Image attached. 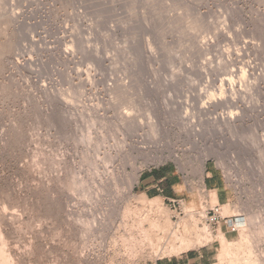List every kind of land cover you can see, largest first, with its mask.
Listing matches in <instances>:
<instances>
[{
    "label": "rangeland",
    "instance_id": "374dc122",
    "mask_svg": "<svg viewBox=\"0 0 264 264\" xmlns=\"http://www.w3.org/2000/svg\"><path fill=\"white\" fill-rule=\"evenodd\" d=\"M151 171L189 194L154 203L137 189ZM190 215L217 264L264 260V0H0V264H150L188 250L152 225Z\"/></svg>",
    "mask_w": 264,
    "mask_h": 264
},
{
    "label": "crops",
    "instance_id": "0c3cea01",
    "mask_svg": "<svg viewBox=\"0 0 264 264\" xmlns=\"http://www.w3.org/2000/svg\"><path fill=\"white\" fill-rule=\"evenodd\" d=\"M205 175L206 191L215 195L217 202L225 207L232 201V191L222 173L216 167H207ZM185 176L174 178L168 171H151L146 173L138 182L137 189L141 194L152 199L176 200L182 195H188ZM217 250L210 245L189 250L180 256L159 259L150 264H217Z\"/></svg>",
    "mask_w": 264,
    "mask_h": 264
},
{
    "label": "bare ground",
    "instance_id": "6f19581e",
    "mask_svg": "<svg viewBox=\"0 0 264 264\" xmlns=\"http://www.w3.org/2000/svg\"><path fill=\"white\" fill-rule=\"evenodd\" d=\"M4 3V2H3ZM12 10V9H11ZM225 82H227V84L225 83V85H227L228 86V88L229 89H235V87H236V84H235V82H234V80H232L231 78H226L225 79ZM237 83V82H236ZM224 93H222V94H219L218 96L217 95H215L214 97H211V98H209V100L206 102V105H204V107L205 108H209L210 106L212 107V105L214 104V103H216V104H220V103H222V101H223V99H224V95H223ZM205 104V103H204ZM214 106V105H213ZM236 118L234 117V116H230V120H235ZM138 147V146H137ZM136 146H135V148H137ZM134 148V149H135ZM152 147L151 146H142V147H138L137 149L139 150V152L141 153V155L144 153H147V155H150V156H152L153 158H157V155H154V152L152 153V149H151ZM154 148V147H153ZM136 150V149H135ZM138 152V151H137ZM171 156V155H170ZM170 156H168V157H170ZM173 157L176 159V161H180V157H179V155H178V152H176V153H174L173 154ZM159 160V159H158ZM205 161H207V160H204V163H205ZM213 198H214V200L217 202V200H216V198H215V195H213ZM152 200V199H151ZM153 201V200H152ZM156 201V202H155ZM158 202V199H155L154 200V203H157ZM190 214H193V212H191ZM188 221H186L185 222V224H183V231H181L180 232V230H178V229H180V227L178 226V228H177V230L176 229H174L173 228V226H171V224L170 223H167V224H165V225H163L161 222L158 224H153L152 225V227L153 228H155V229H157V231L158 232H163V236L164 237H160L159 236V238H158V236H157V239H158V241L159 242H163V241H166V244H167V247L166 248H170L173 252H178L179 253V251H182V250H187V251H189V250H194V249H196L197 247H204V246H206V245H208V243H210L211 241H213V238H212V233L210 234L209 233V231L208 230H202L203 232H198L199 230H198V225H196L198 222L196 221V220H194V221H196L197 223H195L194 221H193V217L190 215V217H188V219H187ZM193 222H194V224H193ZM161 224V225H160ZM192 224V225H191ZM192 226V227H191ZM200 231H201V229H200ZM192 232L195 234L193 237L194 238H192V236H191V234H192ZM127 235V234H126ZM126 235L124 234L123 236H122V240H121V242L123 243L122 245L125 247V248H127L130 244V242H131V245H132V242L134 241L135 242V236H133V235H131L130 234V236L129 237H126ZM133 236V237H132ZM191 236V237H190ZM218 240L220 239V242H221V251H220V249H219V251H220V255H219V257H220V260L221 259H224L223 257H226V255H228L229 254V250L231 249V248H229V246L231 245H229V244H227V240L223 237V235H219L218 236V238H217ZM137 240V239H136ZM147 240H149V236L146 234V233H143L142 235H141V240H139L140 241V244H138V245H141L140 247L142 248V247H145V245H146V241ZM139 241H138V243H139ZM136 243V242H135ZM137 244V243H136ZM178 244H179V246H178ZM149 246L152 248H154V243H153V240H149ZM133 248L135 247V244H134V246H132ZM131 247V248H132ZM129 248V247H128ZM152 248V249H153ZM134 249H136V248H134ZM144 249V248H143ZM164 250V248L162 249H159V251L158 252H162ZM252 251V250H251ZM243 252V251H242ZM245 252V251H244ZM230 253H232V251L230 252ZM251 253V252H250ZM8 254V253H7ZM230 255V254H229ZM246 255V254H245ZM244 255V256H245ZM248 256H246L244 259H243V264H264V260H257L256 258L255 259H253L251 256H252V254H247ZM234 256V255H233ZM236 256V255H235ZM229 257V256H228ZM231 257V256H230ZM236 258H237V256H236ZM236 258H235V260H236ZM238 259V258H237ZM262 259V258H261ZM264 259V258H263ZM221 261H223V260H221Z\"/></svg>",
    "mask_w": 264,
    "mask_h": 264
},
{
    "label": "built area",
    "instance_id": "2783aa9c",
    "mask_svg": "<svg viewBox=\"0 0 264 264\" xmlns=\"http://www.w3.org/2000/svg\"><path fill=\"white\" fill-rule=\"evenodd\" d=\"M178 204L180 207L183 206L182 202ZM202 217L209 226H219L222 222H225L230 227L231 232H236L238 229V227H235L232 218H226L223 216L222 207L220 205L214 207L206 205V209L202 212Z\"/></svg>",
    "mask_w": 264,
    "mask_h": 264
}]
</instances>
